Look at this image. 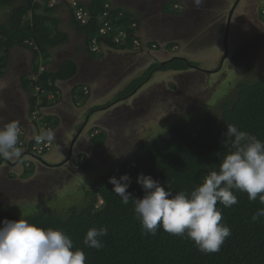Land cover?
Listing matches in <instances>:
<instances>
[{
  "label": "trees",
  "instance_id": "trees-1",
  "mask_svg": "<svg viewBox=\"0 0 264 264\" xmlns=\"http://www.w3.org/2000/svg\"><path fill=\"white\" fill-rule=\"evenodd\" d=\"M78 1L88 12L89 18L86 23L78 22L71 8V24L78 34L85 36L89 53L96 55L91 50L95 38L117 49L133 50L138 48L134 40L139 37L140 46L135 51L149 60L152 53L157 56V60L144 74L119 92L116 101L126 100L135 89L151 81L156 73L193 67L194 62L191 60L174 55L176 43L170 42L162 48L157 40L146 42L140 30V19L134 10L116 6L114 0ZM13 3L15 5L9 23L0 24V75L4 74L3 69L10 58L9 50L13 46L30 49L34 53L33 73H39L41 63L47 69L39 74L36 83L30 76L23 77L24 88L34 93L36 85H40L45 93H56L58 96L57 80L69 79L78 70L76 61L72 59L65 60L57 70L48 69L52 61V49L62 46L69 39L68 33L60 30L61 20L56 15L57 7L66 3L62 0L61 4L52 8L50 0H0L1 5ZM40 3L42 5L39 7ZM181 4L177 11L183 9ZM176 5L177 2H174V8ZM105 23L111 25V29L102 33L101 28ZM122 29L128 33L127 42L116 43L114 37ZM160 51H167V55L172 58L165 57L164 53L163 56L158 55ZM219 71L220 67L215 72ZM74 92L79 101L87 100L89 95L85 94L83 87H77ZM40 97L42 105H45L48 102L46 94L41 93ZM35 104L36 98L32 96L33 108ZM219 107L221 110L218 116L203 118L197 121L195 127L176 123L158 137L143 139L136 144L131 156L118 162L120 166L110 177L119 178L128 173L132 181L128 191L137 197L143 196V189L137 183L140 173L158 179L173 194L181 190L192 191L210 171L218 170L221 160L231 150V145L225 146L222 143L228 124H234L264 140V72L239 82L234 94L226 95ZM45 121L50 124L49 119L45 118ZM95 131L96 135H93ZM89 136L99 147L106 141V134L97 127L90 131ZM32 170L28 169L27 173H32ZM112 189L109 178L99 183L86 206L70 207L68 217H60L48 210L23 217L45 228L65 230L74 245L84 249L87 264H264V217L259 222L251 219L253 213L264 208V204L259 199L249 201L246 192L236 193L238 203L230 208H223L218 203V207L223 208L222 222L231 228L232 234L218 252L205 254L197 249L193 241L169 234L163 228L156 235L145 234L134 212V205L131 202L124 205L121 197ZM20 217L0 212V226H3L5 219L18 220ZM102 226L108 229V235L102 238L103 248L97 250L85 247L83 240L88 229Z\"/></svg>",
  "mask_w": 264,
  "mask_h": 264
},
{
  "label": "clouds",
  "instance_id": "clouds-1",
  "mask_svg": "<svg viewBox=\"0 0 264 264\" xmlns=\"http://www.w3.org/2000/svg\"><path fill=\"white\" fill-rule=\"evenodd\" d=\"M61 1L62 0H59L55 6L50 7L56 8L61 4ZM63 1L66 5H69L70 9L72 8L69 3L70 0ZM239 1L241 2L242 0L235 1L233 6L234 10ZM244 1L246 3L251 2V0ZM175 2L180 3V0H175ZM202 2L203 0H193V3L197 7H199ZM164 6L165 3H163V8ZM249 6L253 7L255 19L258 21L256 28L259 27L264 31V5L262 4L258 8H255L256 5L253 0V4H249ZM178 7L179 6L175 7L176 11ZM261 7H263L262 10ZM242 10H244V8ZM162 11L165 13L163 16L168 17L172 14H174L175 17L179 16L181 12L180 10L177 11V13L176 11H172L171 13V11L166 12L165 9ZM239 16L238 20L242 23V19ZM232 17L233 13L228 14L226 16L227 22L230 23ZM256 20H254V23ZM230 32L231 30L226 31L228 38L230 37ZM169 34L170 33H168V35ZM171 39L173 40V38ZM151 41L156 40L146 39V42ZM157 41L162 48L169 44L166 43L167 40L163 38ZM257 41L258 40L255 38L251 44L257 43ZM160 42H162V44ZM222 42L223 51H215L208 55L209 60L215 59L218 66L221 63L220 61L224 62L227 57H231L230 51L227 50V48H233L234 46L233 43L232 46H229V44H227L228 40L226 41L224 39ZM100 43V52L93 51L91 46L92 52L96 53V55L101 53L107 45L103 41ZM188 43L190 44V42ZM245 43H247V41ZM174 48L176 51L179 50L180 54L186 51V46H177ZM187 49L192 50L191 48ZM136 52L142 56L139 51ZM183 56L185 55L181 57ZM145 59L147 61L152 59L157 60V56L152 53L150 60L148 58ZM42 66H44L45 71L47 67L41 63L38 74L33 73V69L29 72L30 78L35 83L39 79V74L44 72H41ZM186 70H196L204 72V74L206 73V70L199 69V66H193ZM214 70L217 71V69H213L212 72H215ZM175 71L177 70H170L167 73L173 74ZM37 86L38 85L35 87L34 93L31 92L29 95L30 111H28V114L35 128V131H29L30 136H33L29 144H27L26 138L22 140V134L25 136V129L20 127L19 121L13 120L8 113L6 115L7 119L11 118L12 120L0 125V158L7 160L18 159L22 155L23 147L28 148L29 152L36 156L35 164L38 163V166L36 169H33L34 171L28 179L32 178L35 174L39 173L38 175H40L43 171L52 170L47 167L49 162L47 161L48 158L45 153L47 152L48 154L53 146L52 139L54 138V132L52 129H47L52 126L47 124L45 115L42 116V113L38 110L41 104L40 94L42 92L37 94ZM59 89L58 87V90ZM84 90L85 94L89 93L88 87H84ZM57 93L60 94L58 91ZM43 94H46L47 99H50L49 95H51V93L44 92ZM53 95L54 97L50 100L57 97L56 93ZM32 96L36 98L34 108L32 106ZM129 97H131V95L128 96L126 100H128ZM119 101L120 100L115 101L114 104ZM95 127L98 129L100 128L98 126ZM93 135H96V131ZM223 136V145H231V150L221 160L218 170L210 171L205 176L203 182L190 192L181 190L173 194V192L166 188L158 179L153 178L150 174L145 175L144 173H140L137 177V183L143 189V196L137 197L128 191L132 182L128 173L121 175L119 178L116 176L109 177V183L113 185L112 191L121 197L122 203L128 205L131 202L134 205V212L145 234L156 235L157 231L163 228V230L169 234L178 235L193 241L197 249L202 253L208 254L218 252L225 240L232 234L231 228L226 223L222 222V213L223 208H230L232 205L238 203V196L236 193L246 192L249 201L254 202L259 199L260 203L264 204V140L258 139L257 136L247 131L241 130L234 124L227 125V129L223 133ZM120 137V135L117 137L115 140L116 143L119 142L118 140ZM34 139L37 143L48 140L52 142V146L42 154H37L32 149ZM90 141H92L90 136L89 139L71 140L67 147V152L70 153V160H72L73 156L76 154H85L78 153L76 150L77 143H83V145H79L78 147L81 149L87 146L84 145V142L89 144ZM73 144L75 145L73 146ZM95 147L98 149L101 146L99 147L96 145ZM111 148L112 147L107 150ZM91 149L93 150L94 148ZM101 152L102 151H100V153ZM42 156H44L45 159H43ZM97 157L102 158V155H98ZM90 160L92 161L91 165H93L96 159L92 158ZM82 164H84V162L80 157L77 160V165ZM41 166L42 168L40 169ZM55 170L60 171V168ZM69 176V174H64V178H69ZM58 177L61 179L63 178V176ZM218 203L222 205L223 208L218 207ZM261 217H264V208L258 209L253 213L251 219L253 222H259ZM107 235L108 229L106 226L89 228L84 236L83 244L88 248H95L97 250L102 249L104 246L102 238ZM0 264H87V255L83 248L74 245L73 239L65 230L53 227L45 228L36 223L29 222L27 218L21 216L18 220L5 219L3 221V226H0Z\"/></svg>",
  "mask_w": 264,
  "mask_h": 264
},
{
  "label": "rangeland",
  "instance_id": "rangeland-1",
  "mask_svg": "<svg viewBox=\"0 0 264 264\" xmlns=\"http://www.w3.org/2000/svg\"><path fill=\"white\" fill-rule=\"evenodd\" d=\"M174 2L175 0H165V2L164 0H114L116 6L127 7L134 10V14L140 19L142 34L144 33V35L148 37L151 36L155 40L163 38L170 43L173 41L171 38L174 36L177 38L182 35L185 39L191 34H194L195 38L197 35H202L200 34L201 32L195 33L188 29L189 27L185 26H181V28L175 27V30L170 31L169 35L168 32L162 31L163 27L158 23V19H164L161 17L163 15H161L159 10L160 5L165 3L167 11L175 12L176 10L173 6ZM14 5V3L9 5L0 4V24L6 25L9 23ZM16 5H18V3ZM248 6L249 2L246 3L245 8ZM262 9L263 7H261V10ZM239 17H241L242 23L231 30L230 39L232 42L230 39H228L227 42L229 46H232V43L234 45L233 48H227V50L230 51L231 57H227L224 62L220 61L221 63L218 66L216 60H209V56L205 54V52H196L195 50L187 49L191 48L192 45L190 44L185 45V53L180 54L179 50L175 51L174 55L180 57L185 55L183 57L194 62L193 66H199V69L206 70V73L204 74V72L196 70L191 71V74L188 76L189 82L184 87L182 86L180 88L182 93L175 96L164 94L161 100H158V102L154 104L151 103L150 110L145 111V116L152 117L156 109L159 112L155 114L157 116L153 119L140 124L139 122H134L136 121V119H134L130 126H126V124L123 125L124 128L120 134L121 137L118 140L119 142L116 143V141H114V143H111L108 148H112L107 150L106 156L98 161L94 160L91 166L92 168L84 170V172L80 174L73 175V177L69 176V178L65 177L63 179L54 177V173L48 176L46 173H43L32 179L34 181L31 185L27 181L24 183L18 180L14 182L7 181L5 183L3 178L0 177V212L8 216H27L41 210H48L60 217H68L70 214H68L69 208L72 206H86V203L93 198L91 196L93 190L99 186V183L104 182V180L108 179L110 175L116 171L120 166L118 162L122 158L124 160L125 157L133 154L137 147L136 144H139L143 139L151 140L152 137H158L176 123L195 127L197 121L200 122L203 118L210 115L218 116L221 110L219 107L220 103L224 100L226 95L234 94L239 82L246 80V78H254L261 72H264V31L258 28V32L253 33V30L251 31V28H248V35H250V38L241 41V36L243 31H245L241 30V25L243 23L244 26L247 24L244 21L250 18L251 24H254L255 16L253 7L249 6L247 9H244ZM63 26L72 36L71 44H69L68 47L80 42L81 44H76L75 46L79 48L80 46H84L86 43H84L85 36L81 34L77 35V31L73 29L70 20ZM151 32H153V34H151ZM255 38L258 40L257 43L251 44ZM189 39L194 38L190 37ZM246 41L247 43H245ZM223 50V47L220 46L218 52ZM21 54L24 55L26 52H19L18 55ZM102 54L103 51L99 56ZM165 57L170 58L171 56L165 55ZM142 63L144 65L149 64L146 60H143ZM219 67H221V71L212 72L213 69H218ZM176 75L170 73H157L155 75L156 83L154 84L162 83L164 86H168L170 84L169 82L173 83L177 81L176 78L178 76ZM12 77L13 68L9 65L8 70L5 71V76L0 77V82L3 83L5 87H8ZM217 77L218 80H216ZM176 87L177 85L172 84L170 88L175 89ZM113 100L115 101V99ZM47 119H49L51 125L53 124V127L57 125L55 117ZM57 150L59 151V148H57ZM50 152L51 150L48 153ZM42 158L45 159L44 156H42ZM33 171L34 170H32V173ZM32 173H29L27 177H30ZM15 178L18 179V176Z\"/></svg>",
  "mask_w": 264,
  "mask_h": 264
},
{
  "label": "crops",
  "instance_id": "crops-1",
  "mask_svg": "<svg viewBox=\"0 0 264 264\" xmlns=\"http://www.w3.org/2000/svg\"><path fill=\"white\" fill-rule=\"evenodd\" d=\"M236 0H216L215 1V7L213 9H211L210 11L213 13L212 15L215 16V19H210L208 18V23H206L205 25H203L201 27V30H216V31H222V30H233L236 27H238L241 22L238 20V16L242 14L243 12V7L244 4L246 3L244 0H242L241 2L239 1V3L237 4L235 10H234V4H235ZM244 1V2H243ZM255 1V8H258L260 5H264V0H254ZM221 2V3H220ZM242 2H243V6H242ZM180 3L184 4L183 9L180 12V15H183L185 13V11L189 14L192 13V11L196 10L198 11L200 9V7L196 8L197 6L193 3V0H180ZM40 6L42 5L41 3L39 4ZM204 8V7H203ZM58 11L56 12V15L58 14V18L61 20L60 27L61 30L67 32V29L64 28V24L68 23L70 20V24L72 21V16H71V12H70V7L68 5H61L57 7ZM233 13V17H232V21L231 23L227 22L226 20V16L228 14ZM210 19V20H209ZM72 25V24H71ZM193 25H189L187 27H189L188 29H193ZM73 29L75 30L74 25H72ZM187 29V30H188ZM141 30V28H140ZM186 30V29H185ZM196 30V29H195ZM69 31V30H68ZM76 31V30H75ZM70 32V31H69ZM142 32V31H141ZM68 33V32H67ZM151 34H153V32H151ZM77 35H79L77 33ZM143 38L145 37V39L148 40H154L151 36H147L144 35V33L142 34ZM69 39L68 41L63 44L62 46H59L57 48L52 49V61L51 64L49 65L48 69L49 70H57L62 63L65 60L68 59H72L74 61H76L77 66L79 69H81L83 75L86 74V79H80V81L77 83H61V80H57V83L60 85L59 88L64 91L63 92V100H61L57 105H59L58 108V113H55V109L53 111L54 106L56 105H47L45 104V108H47L45 110V118H50V117H55L57 119V127L60 126L61 122L63 120H65L68 116L65 115V112H62L61 109L62 108H70V109H75V108H87V106H89V104L92 103V98L95 96L96 91L101 89L103 92L104 96V101L105 102H110L111 100H113V98L115 96H117L119 94V92H121L123 89L126 88L127 85H129V81L130 79L134 80L135 78L141 76L142 74H144L150 64L153 63L154 59L148 61L149 64L145 65L143 67L139 68V71L137 72L136 76L133 79V75L131 76L130 74L126 75V77H124L125 79V83L123 85V87L117 88L115 91L111 88L110 90L104 89V88H100V83L97 82L95 79L93 80H89L90 79V74H91V70L94 71L93 65L97 64L99 65V63H103L107 60H110V58L112 57H123L126 56L128 52H136L133 50H125V49H117L114 48L110 45H106L104 47L103 54L101 56H99L101 53L93 56L92 54L89 53V51L86 49V43L84 41V46H80L76 47V44H81L80 43H76L73 44L71 47H68L69 44H71V39L72 36L71 34L68 33ZM169 43V42H166ZM73 48V50H72ZM26 52V54H21L18 55L19 52ZM167 55V51L165 52H158V55L163 56ZM23 55V56H22ZM33 61H34V53L32 50L27 49V48H22L19 46H13L10 50V61H9V65L12 66L13 68V77L11 80V83L8 87H5L3 83L0 82V90H3V93L5 95V103H8V107L9 109L6 110V114L4 115H0V122H6L7 121V113L12 117L13 120H21L22 117H24V115L26 114L25 111L27 110L30 111V98L29 95L31 92L27 91L23 84H22V79L25 76L29 77V72L33 69ZM143 64V63H142ZM9 68V67H8ZM5 76V72L3 75H0V77H4ZM87 77H89L87 79ZM129 78V79H128ZM128 79V80H127ZM155 79V76L154 78ZM80 84V85H79ZM88 87L89 89V95L87 100L85 101H79L76 96H75V89L77 87ZM92 90L93 94H92ZM72 96V98H71ZM73 100V102H72ZM127 101V100H126ZM1 102V101H0ZM101 102H103L102 100H97L96 103L100 104ZM75 103V105H74ZM108 104V103H106ZM49 107V108H48ZM111 108V107H110ZM51 109V110H50ZM60 109V111H59ZM108 110H102V112L96 117V121L97 123L95 124V126H98V122L100 121V117L102 114H104L105 112H107ZM86 115H80V120L83 121V117L85 119ZM95 119V118H93ZM80 121V122H81ZM95 121V120H94ZM88 127V124L86 125L85 128ZM99 127V126H98ZM101 128V127H100ZM55 128L53 127L52 130H54ZM73 129V128H72ZM70 129V130H72ZM74 131V130H73ZM105 133V132H104ZM35 134V133H34ZM69 135L67 136V138L65 139V143L62 145L63 147H68V144L70 143V141H75L80 140V139H89V133H84L82 135L79 136H74L73 132L71 133V131H69L68 133ZM93 145L91 146H85L87 148H94L96 146V144L94 142H92ZM61 148V147H59ZM63 148V149H66ZM77 151L80 150V152L78 153H85L82 149L78 148L76 149ZM52 153V152H50ZM57 153V152H56ZM67 154L68 157L70 158V153L69 152H65L62 153L63 156H66V158H64L65 161H67ZM51 155V154H50ZM78 155V154H76ZM61 162V161H58ZM68 165H64L63 167L65 168ZM48 168L51 169H57V168H61L58 165H56V163L53 162H49V165L47 166Z\"/></svg>",
  "mask_w": 264,
  "mask_h": 264
},
{
  "label": "water",
  "instance_id": "water-1",
  "mask_svg": "<svg viewBox=\"0 0 264 264\" xmlns=\"http://www.w3.org/2000/svg\"><path fill=\"white\" fill-rule=\"evenodd\" d=\"M215 1L216 0H203L202 4L199 6L200 9L196 12L194 10L190 14H188L185 11L183 15L176 16L175 18L168 17V16H161L166 20L160 18L159 16L160 19H158V23L163 27L162 31H166L168 33H170V31H172L175 27H179V28H181V26L187 27L194 23L193 29H191V31H194L195 33L197 31L201 32L200 34L202 35H197L195 38L194 34H191L185 39L183 36H179L177 38L173 37V41L171 42H179L181 47L185 46L186 44H189L188 42H190V44L192 45L191 46L192 50H195L196 52H199V51L205 52V54L209 55L210 53L219 51L220 46H223L222 41L224 39L227 41L230 38V37L228 38V35L225 30H222V31L201 30V27L205 25L206 23H208V18L213 19V20L215 19V16L212 15L213 11L212 12L210 11L211 9L215 7L216 5ZM190 37L194 39H189ZM160 43L162 44V42ZM126 54H127L126 56L118 57V58L112 57L110 58V60H107L103 63H99V65L97 64L93 65L94 71L91 70L89 80L95 79L97 82L100 83L101 88H104L107 90H110L111 88H113V85L114 87L116 86L115 88L122 87L123 86L122 84L125 83L124 77H126L127 74L128 75L130 74L131 76L135 75L137 74L138 72L137 70L140 67L145 66L144 64H142V61L140 60V55L138 52H128ZM81 71L82 70L78 68L77 73L73 77L66 79V80H61L62 81L61 83H69V82L75 83L77 82V79L79 82L80 77H83V78L86 77V74L83 75ZM189 74H191V70L175 71L173 75L178 76L176 78L177 81L173 83L169 82L170 84L168 86H164V84L162 83L154 84L156 83V81L155 79H152L151 81L145 84L144 89H141V90L138 89L134 94L131 95V97L128 98L127 101L123 100L111 106H107L105 109H107L108 111L101 115L99 119L100 121L98 122L99 124L98 126L101 127L106 134L105 143L103 144V146H101L98 149L94 147L95 149V150L93 149L94 151L91 148H87V147H82L81 149L85 153L88 154L89 159H92L93 157L92 153H94L95 151L99 150L100 152L105 149H108L110 144L114 142L117 139V137L121 134L122 129L124 128L123 125L126 124V126H130L134 119H136V121L134 122H139V124L145 123L146 121L153 119L155 116H157L155 114L159 112L156 109H155V114L152 117L145 116V111L150 110L149 108L151 106V103L154 104L158 102V100H161L164 94H171L175 96L177 94L182 93L180 91L181 90L180 88L182 86L184 87L189 82L188 81ZM172 84L177 85V87L175 89H171L170 87L172 86ZM56 85L58 86L59 84L56 82ZM93 91L94 90H92V94H93ZM1 93H2V96H1V102H0V115H4L6 114V110H8L9 107H8V103L7 104L5 103V95L3 93V90L1 91ZM135 100H136V103H135ZM116 109H118L117 113L114 112ZM61 111L65 112V115L67 116H69L70 114V108H66V109L62 108ZM25 113L26 114L24 115V117H22V119L19 120V123H20V127L25 129V138H26L27 144H29V142L33 138V136H30L29 131H33V130L35 131V128L29 119V114L27 110L25 111ZM113 113H115L117 117L113 116L114 115ZM11 120H12L11 118H8L6 122H2V123L0 122V125H3L4 123H7ZM91 145H93L92 141H90V143L87 146H91ZM89 150H92V151H89ZM78 152H80V150ZM57 171L58 170H55V169L46 170V171H43L41 174L46 173V175L48 176L51 173L52 174L54 173V175L56 176ZM38 174H35L32 178L28 179L27 182H29V184L31 185V183L34 181L32 179H34L36 175ZM49 178H52V177H49Z\"/></svg>",
  "mask_w": 264,
  "mask_h": 264
},
{
  "label": "flooded vegetation",
  "instance_id": "flooded-vegetation-1",
  "mask_svg": "<svg viewBox=\"0 0 264 264\" xmlns=\"http://www.w3.org/2000/svg\"><path fill=\"white\" fill-rule=\"evenodd\" d=\"M177 4L178 5H176V7L180 5V3H177ZM249 4L250 5L253 4V0H251V2ZM245 5H246V3L244 4V7L243 8L244 9H247L249 6L247 8H245ZM242 6H243V2H242ZM166 8H167L166 5L164 6V8H163V4L160 5L159 10L161 12V15L165 14L162 10H164V9L166 10ZM166 12H169V10L166 11ZM170 17H173L174 18L175 16H174V14H172ZM244 22L247 23V24L245 26H244V23L241 25L242 26L241 27V30H245V31H243V34L241 36V41H245V40H247V39L250 38V35H248V28H251V31L253 30L252 31L253 33L258 32V28H259V27L255 28L257 26V22H258L257 20L255 21L254 24H251L250 18L247 19V20H245ZM174 43H177V45H175V47H177V46L181 47L180 44H179V42H174ZM10 50H9V53H10ZM185 59H188V58L185 57ZM140 60L143 61V60H146V59H145V57L140 56ZM9 61H10V58L8 60L7 66L3 69L4 72L8 70ZM154 61H155V59H154ZM174 70L175 69H173L172 71H174ZM137 71H139V69ZM169 71L170 70H166L165 73H167ZM162 73H164V72H162ZM135 76H136V74L132 76L133 79H134ZM88 78L89 77H87V79ZM80 79L83 80V79H86V77H84V78L83 77H80ZM131 82H133L132 79H130L129 84ZM77 83H78V79H77ZM122 85H124V84H122ZM115 87L113 85V88L112 89L114 91L117 89ZM83 89H84V87H83ZM138 89H140V90L141 89H144V86L143 85L142 86H139L137 89H135V91H133L132 94H134ZM124 90L125 89H123L122 91H124ZM58 92L60 93V94H58L59 98H57L58 97L57 96V97H55L52 100L47 99L48 102L46 103L47 105H56L53 108V111L55 109V113H58L59 105H57V104L61 100H63V98H64L63 97V92L64 91H62V90L59 89ZM103 92L104 91H102L101 89L97 90L95 96L91 99L92 100V103L89 104V106H87L86 109L85 108H81V107L75 108L73 110L70 109L69 116L65 120H63L61 122L60 126H58V127L57 126H54V128H55L53 130V132H54V138L52 139L53 140V146L51 148V152L52 153L46 154V157L48 158L47 159L48 162H50V163L51 162L56 163V165H58L59 167H61L60 168V171H57L56 177H58V176H61L62 177L63 176V178H64V174H69L70 176L73 177V175L80 174V173L84 172V170H87V169L91 168L92 161L89 159V156H88L87 153L81 154V155L80 154L75 155V156H73V159L72 160H70V158L68 157V154H67V161H65L64 158H66V156H63L62 153L67 152V148L66 147H63L62 145L64 144V141L67 138V136L69 135L68 134L69 131H71V133L73 132L74 136L76 137V136H79V135L84 134L85 132L86 133H90L91 129H93L95 127V124L97 123V121H96L97 113L101 112L102 110H105L106 105H107L106 103L109 104V103H111V102L114 101V100H112L110 102H105L104 101V96L105 95L103 94ZM1 96H2V93H1V90H0V101H1ZM116 97L117 96H115L113 99H116ZM97 100H102L103 102H101L100 104H98V103H96ZM40 103L41 104L38 107V110H40V112L42 113V116H43V115H45V110L47 108H45L46 107L45 105H42V103H43V100L42 99L40 100ZM135 103H136V100H135ZM117 110L118 109H116L114 112L117 113ZM115 113H113L114 114L113 116L117 117V115ZM80 115H86L85 116V119L83 117V121L80 120ZM95 115H96V117H95ZM93 118H95V119H93ZM87 124H88V127L85 128ZM70 129H72V130H70ZM74 145L75 144H73V146ZM76 145H77V147H79V145H83V143H80V144L77 143ZM84 145H88L87 142H84ZM59 147H61V148H59ZM57 148H59V151L57 150ZM63 148H66V149H63ZM89 151H92V150H89ZM106 152H107V149L103 150L101 153L99 151H95L94 153H92V155H93L92 158H95L96 160H100L101 158L100 157H97V156L98 155H102V158H103V157L106 156ZM80 157H81V160H83L84 164L77 165V160ZM35 159H36V156H34L33 154H31L29 152L28 148H26V147H23L22 148V155L18 159L7 160V159L0 158V177L3 178V181H5V183L7 181H12L13 182V181H16V180L22 181V182L27 181L28 178H29V177H27V175H28V173H27L28 172V169H36L37 166H38V163L35 164ZM58 161H61V162H58ZM65 164L68 165V166H66L64 168L63 166ZM41 168H42V166L40 167V169ZM11 176H13V177H11ZM17 176H18V179L15 178ZM30 177H31V175H30Z\"/></svg>",
  "mask_w": 264,
  "mask_h": 264
},
{
  "label": "built area",
  "instance_id": "built-area-1",
  "mask_svg": "<svg viewBox=\"0 0 264 264\" xmlns=\"http://www.w3.org/2000/svg\"><path fill=\"white\" fill-rule=\"evenodd\" d=\"M59 0H50V6H55L58 3ZM70 6L74 9V16L75 19L78 22L81 23H86L88 18H89V14L88 12L80 5L78 0H70ZM111 29V25H109L108 23H105L103 25V27L101 28V32L102 33H106ZM127 38H128V33L125 29H122L115 37H114V41L116 43H125L127 42ZM93 46H92V50L96 51V52H100L101 50V43L98 41L97 38L93 39ZM134 43L139 44L140 46V40L138 38H136L134 40ZM43 69L44 66L41 67V72L44 71ZM44 93L45 91L41 88L40 85L37 86V94L39 93ZM51 96V98L54 97L53 94L49 95ZM52 146V142L45 140L42 141L40 143H37L34 139V143L32 145V149L35 153L37 154H42L43 152H45L46 150L50 149Z\"/></svg>",
  "mask_w": 264,
  "mask_h": 264
},
{
  "label": "bare ground",
  "instance_id": "bare-ground-1",
  "mask_svg": "<svg viewBox=\"0 0 264 264\" xmlns=\"http://www.w3.org/2000/svg\"><path fill=\"white\" fill-rule=\"evenodd\" d=\"M93 44V43H92ZM137 44V43H136ZM138 45V48H139V44H137ZM138 48H135V49H133V50H137ZM126 50H128V49H126ZM172 58V57H171ZM151 65V64H150ZM53 127H48L47 129H52ZM25 139V136L22 134V140H24Z\"/></svg>",
  "mask_w": 264,
  "mask_h": 264
}]
</instances>
